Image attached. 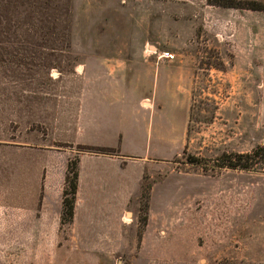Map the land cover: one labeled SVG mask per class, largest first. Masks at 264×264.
I'll return each mask as SVG.
<instances>
[{
    "label": "rangeland",
    "instance_id": "obj_1",
    "mask_svg": "<svg viewBox=\"0 0 264 264\" xmlns=\"http://www.w3.org/2000/svg\"><path fill=\"white\" fill-rule=\"evenodd\" d=\"M231 9L244 10L208 0H0L2 179L66 168L71 177L80 154L113 152L71 144L58 129L76 127L91 101L78 65L88 58L169 52L189 107L172 152L158 147L167 160L144 173L124 240L70 241L68 227L43 239V227L0 224V264H264V157L249 171L220 168L223 156L264 147V12L231 19Z\"/></svg>",
    "mask_w": 264,
    "mask_h": 264
},
{
    "label": "crops",
    "instance_id": "obj_2",
    "mask_svg": "<svg viewBox=\"0 0 264 264\" xmlns=\"http://www.w3.org/2000/svg\"><path fill=\"white\" fill-rule=\"evenodd\" d=\"M213 12L222 14L218 8ZM228 12L231 19L246 20L254 14L234 9ZM137 49L132 57L97 56L78 64L86 67L91 101L78 110L82 117L76 127L59 125L58 129L67 130L63 137L71 144L113 152L78 156L69 222L62 221L66 168L63 174L47 169L32 176L21 175L20 181L14 180L13 171H6L5 179L0 177V224L43 227V239L47 235L61 239L57 227H68L70 241L125 239L126 211L138 207L145 171L150 170L151 162L167 160V149L160 155L158 147L170 146L172 152L174 130L185 124L189 113L180 100L183 88L176 85L182 70L174 62L175 55L172 60L142 58V48ZM150 51L156 55L158 48L152 46ZM165 54L171 55L160 53ZM47 226L54 227L53 233H45Z\"/></svg>",
    "mask_w": 264,
    "mask_h": 264
},
{
    "label": "trees",
    "instance_id": "obj_3",
    "mask_svg": "<svg viewBox=\"0 0 264 264\" xmlns=\"http://www.w3.org/2000/svg\"><path fill=\"white\" fill-rule=\"evenodd\" d=\"M208 4L212 6H221L224 8H236L250 11L264 12V3L254 1H236V0H208ZM108 151H103V153ZM264 157V147H258L250 154H233L232 156H223L221 158L222 165L220 168H227L232 170H252L256 164ZM227 159L228 163H224ZM191 164H196L197 161L190 160ZM72 178V179H70ZM76 192V175L71 177L66 176L65 189L63 192V219L70 220L73 215V201Z\"/></svg>",
    "mask_w": 264,
    "mask_h": 264
},
{
    "label": "built area",
    "instance_id": "obj_4",
    "mask_svg": "<svg viewBox=\"0 0 264 264\" xmlns=\"http://www.w3.org/2000/svg\"><path fill=\"white\" fill-rule=\"evenodd\" d=\"M163 57H165L169 60H172L174 58L172 55H168V54L163 55Z\"/></svg>",
    "mask_w": 264,
    "mask_h": 264
}]
</instances>
